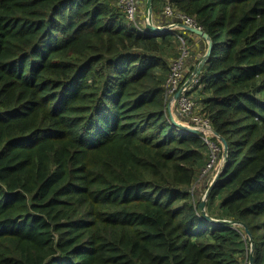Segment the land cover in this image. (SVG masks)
<instances>
[{
  "label": "trees",
  "instance_id": "obj_1",
  "mask_svg": "<svg viewBox=\"0 0 264 264\" xmlns=\"http://www.w3.org/2000/svg\"><path fill=\"white\" fill-rule=\"evenodd\" d=\"M167 5L212 43L197 104L228 157L200 196L208 149L166 96L185 36L114 0H0V264H264V0Z\"/></svg>",
  "mask_w": 264,
  "mask_h": 264
},
{
  "label": "built area",
  "instance_id": "obj_2",
  "mask_svg": "<svg viewBox=\"0 0 264 264\" xmlns=\"http://www.w3.org/2000/svg\"><path fill=\"white\" fill-rule=\"evenodd\" d=\"M114 1L125 13L126 20L134 30H140L141 32H147L149 30L151 32L150 27L154 26V17L151 14V9H146V13L143 12L144 16L142 17L140 15V0ZM165 1L168 2L169 0ZM164 10L165 13L163 16L169 22L161 27L163 30L159 33L151 32L152 35H163L175 29H184V27L203 31L202 27L194 19L176 13L172 7L167 5ZM205 43L208 47L207 41ZM182 50L181 57L170 64V71L166 81L168 112L171 119L176 123L174 127L179 132L191 133L185 130L188 129L190 131H197L202 137L208 149V162L201 173L206 177L205 180L210 179V184L208 182V185H212L221 174L226 160L224 158V152H221V143L217 140L211 123L199 114L198 104L196 102V94L200 92V71L205 63L206 54L192 68H189L187 58L183 56L188 48L183 46ZM181 91V96L176 99V95ZM174 111H178L179 114H175ZM192 116H196L197 118L190 119ZM204 200H206V197Z\"/></svg>",
  "mask_w": 264,
  "mask_h": 264
},
{
  "label": "crops",
  "instance_id": "obj_3",
  "mask_svg": "<svg viewBox=\"0 0 264 264\" xmlns=\"http://www.w3.org/2000/svg\"><path fill=\"white\" fill-rule=\"evenodd\" d=\"M148 3H149V0H145L143 2V6L145 7V9H148ZM153 17H154V26H156L158 28H161V27H163L165 25L163 23H166L167 24V22H166V20H165V18H164V16L162 14H158V15L153 14ZM174 31H177V32H179L180 35H183L184 34L183 31H186V30H183V29H175ZM170 32H173V31H170ZM195 36L196 35H194L192 33H189V32L187 34V37L189 38V41L191 43V46L194 45V48H196V50L193 49V48L191 50V60L188 62L189 68H192L193 67L192 66L193 61L195 63L197 61V59H199V57H201L204 54V50L206 48H208L206 46V43H204V42H199V40L194 42V39H197V38H195ZM196 37H198V36H196ZM195 43L198 45V47L195 46ZM200 43H202V44H200ZM200 98L201 97H199V93L196 94V102L197 103H198V101H200ZM194 188H195V191H198V196H200V194L204 192V190L206 188V185L200 183L198 185H195ZM195 194H196V192H195ZM204 197H205V194L201 198H204ZM249 264H250V261H249Z\"/></svg>",
  "mask_w": 264,
  "mask_h": 264
},
{
  "label": "water",
  "instance_id": "obj_4",
  "mask_svg": "<svg viewBox=\"0 0 264 264\" xmlns=\"http://www.w3.org/2000/svg\"><path fill=\"white\" fill-rule=\"evenodd\" d=\"M151 2H152V0H149V3H148V8H149V9L151 8ZM150 30H151V32L159 33V32L162 31L163 29L158 28V27H156V26H152V27H150ZM184 30H186V31H188L189 33H192V34H194V35H197V36L203 38V40H205V41L208 42V51H207V54H206V58L209 57V56L211 55V53H212V43H211V40H210L209 36H208L205 32H203V31H200V30H197V29H194V28H190V27H184ZM181 94H182V91H181L179 94L176 95V99H178V98L181 96ZM172 121H173V120H172ZM173 123H174V125H176V123H175L174 121H173ZM179 127H181V126H179ZM185 130H186L187 132H191V133H194V134H198L197 131H190V130H188V129H185ZM214 134H215V136L219 139V141L223 144V147H224V158H225V160H226L227 157H228V145H227V143L225 142V140H224L223 138H221L220 136H218L215 132H214ZM208 195H209V194H207L206 199H207ZM200 209L202 210V212H203V216H204L205 218H207L208 220L214 222V220H212L210 217H208V216L205 214V210H206V200H204V202L201 204ZM245 230H246V234L249 235V232H248V230L246 229V227H245ZM249 236H250V235H249ZM250 264H253V256L250 257Z\"/></svg>",
  "mask_w": 264,
  "mask_h": 264
},
{
  "label": "rangeland",
  "instance_id": "obj_5",
  "mask_svg": "<svg viewBox=\"0 0 264 264\" xmlns=\"http://www.w3.org/2000/svg\"><path fill=\"white\" fill-rule=\"evenodd\" d=\"M145 0H140V3L142 4L141 5V10H140V15L143 17L144 16V13H146V9H145V7L143 6V2H144ZM151 9V8H150ZM164 9V8H163ZM152 10V9H151ZM142 11V12H141ZM144 12V13H143ZM165 13V10H163L161 13H159V14H164ZM151 14H152V16H153V12H151ZM169 22V20H167V23ZM183 36H185V38L187 39V40H189V38L187 37V34L188 33H186V32H184L183 31ZM195 38H197V39H194V42L195 41H198L199 40V42H204L205 40H201L200 38L201 37H195ZM205 43V42H204ZM194 44V43H193ZM200 44H202V43H200ZM195 46L196 47H198V45L195 43ZM202 46V45H201ZM189 49L188 50H186V52L183 54V56H184V58H187L186 60L189 62L190 60H191V50H192V48L193 49H195L196 50V48H194V45H192L191 46V44L189 43ZM208 51V48H206L205 50H204V54L206 53ZM204 54L201 56V57H203L204 56ZM207 54V53H206ZM201 57H199V59L201 58ZM199 59H197V61L194 63V61H193V64H192V66L193 65H195L198 61H199ZM172 60H174V59H172ZM171 64H172V62H171ZM175 112V114H179V112L178 111H174ZM191 118H197L196 116H192V117H190V119ZM213 132H214V130H213ZM221 147V152H224V147L223 146H220ZM206 179V177L205 176H203L202 175V173L198 176V178H197V180H196V185H198V184H200V183H202V184H204V185H206L207 186V184H208V182L210 181V179H207V180H205ZM209 184H210V182H209ZM209 186H212V185H209ZM206 196H207V193H206ZM205 196V197H206ZM204 197V198H205ZM204 198H201V204L204 202L203 200H204ZM201 206V205H200ZM205 214H206V210H205ZM207 216H208V214H206Z\"/></svg>",
  "mask_w": 264,
  "mask_h": 264
}]
</instances>
